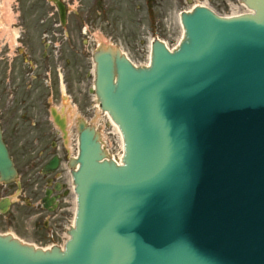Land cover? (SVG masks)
Segmentation results:
<instances>
[{
	"label": "water",
	"instance_id": "obj_1",
	"mask_svg": "<svg viewBox=\"0 0 264 264\" xmlns=\"http://www.w3.org/2000/svg\"><path fill=\"white\" fill-rule=\"evenodd\" d=\"M244 2L254 13L184 12L180 46L156 40L150 66L97 53L124 164L82 121L70 239L45 250L0 234V264H264V0ZM0 176H17L1 129Z\"/></svg>",
	"mask_w": 264,
	"mask_h": 264
},
{
	"label": "flooded vegetation",
	"instance_id": "obj_2",
	"mask_svg": "<svg viewBox=\"0 0 264 264\" xmlns=\"http://www.w3.org/2000/svg\"><path fill=\"white\" fill-rule=\"evenodd\" d=\"M174 3L180 6V0ZM3 7L0 86L12 98L11 103L0 104L3 138L10 147L9 140L17 141L22 134L24 137L18 141L28 140L32 149L50 139L36 157L44 161L37 171L38 177L31 183L28 180L16 183L18 201L35 217L42 213L40 209L49 212L44 203L48 190L52 191L51 196H57L58 206L65 192L61 182L64 174L61 164L69 155L65 131L68 133L73 128L66 107L72 111L73 96L78 90L86 92L88 41L95 25L103 26L109 22L108 16L129 8L145 17L147 25L159 30L164 26L167 4L166 0H3ZM0 95L2 98L3 93ZM20 96V105L13 104ZM56 118L64 123L65 131L56 123ZM55 157L59 159L58 168L45 172L46 164ZM14 184L0 180L1 215L11 208L7 196ZM28 191L31 195H27Z\"/></svg>",
	"mask_w": 264,
	"mask_h": 264
},
{
	"label": "rangeland",
	"instance_id": "obj_3",
	"mask_svg": "<svg viewBox=\"0 0 264 264\" xmlns=\"http://www.w3.org/2000/svg\"><path fill=\"white\" fill-rule=\"evenodd\" d=\"M174 1L175 0H166V16L162 29L155 30L153 27H150V25H147L145 17L136 15L129 8H124L118 15L108 16L110 19L109 22L106 21L103 23V26L101 23H98L95 25V29L92 30V38L88 41V43H90L88 59L89 75L84 85L86 92L83 94V92L81 93V91L78 90L73 96L74 101L72 104L74 107L73 109H76L77 117H84L89 123L98 127L106 142V148L110 157L118 155L120 152V143L118 135L114 132V127L99 108L96 93L92 91L94 87V77L92 73L93 62L91 60V55L100 42L99 37L98 39L96 38V34L102 33L103 36L106 37V43H113L116 46H121L137 65H146L149 63L150 39L160 38L166 41L171 48L178 45L183 36V28L179 23V14L182 11L190 9L196 4H205L221 15H229L232 12L244 10L241 0H180L179 7L176 6ZM138 22L140 23L138 24ZM100 26H102V29H100ZM142 41L144 43H142ZM4 87L5 85H3V88ZM1 88L2 86H0V93H3V95L2 98L0 95V104L11 103L12 98L8 97L6 92L4 94ZM10 88H14V85ZM20 101L21 96L16 98V102L13 104L20 105ZM22 110H25V108ZM9 128H11V126ZM26 128L27 125L24 126V129ZM77 133V128L73 125L69 144L71 156L77 153ZM23 137L24 136L21 134L17 141L10 139V150L20 170L18 180L21 182L28 180L29 183H31L33 179L38 177L37 171L44 162L36 160L37 154L39 150L44 148V145L49 142L50 139L39 146H34L35 148L32 149L33 145L29 143L28 140L23 142L18 141L19 139L22 140ZM64 162L66 163V161ZM34 164H37V168L34 167ZM24 169H27L26 174L23 173ZM12 187L13 190L10 192V197L17 202L13 203L9 213L5 215L0 214V233H13L22 240L34 243L38 246H45L52 242H62L74 218L73 195L71 192L66 197V200L62 199L56 211L53 213L42 212L37 218V215L35 217L30 215L27 211V207L18 201L16 185ZM27 195H31L30 191L27 192Z\"/></svg>",
	"mask_w": 264,
	"mask_h": 264
},
{
	"label": "bare ground",
	"instance_id": "obj_4",
	"mask_svg": "<svg viewBox=\"0 0 264 264\" xmlns=\"http://www.w3.org/2000/svg\"><path fill=\"white\" fill-rule=\"evenodd\" d=\"M250 10V9H249ZM245 11V10H244ZM240 12H243V11H239V12H234V13H240ZM99 38L102 40L103 38L101 37V36H99ZM109 117H110V115L108 114V113H106ZM110 119H111V117H110ZM111 121H112V123L114 124V126H115V128H116V131H119V128H118V125L111 119ZM120 132V131H119ZM118 132V133H119ZM120 134V133H119ZM122 148H123V144H122V146H121ZM122 155H123V149H121V151H120V153H119V157H118V159H116V160H118L119 162L121 161V159H122ZM72 179V178H71ZM67 236H69L68 234H67Z\"/></svg>",
	"mask_w": 264,
	"mask_h": 264
}]
</instances>
